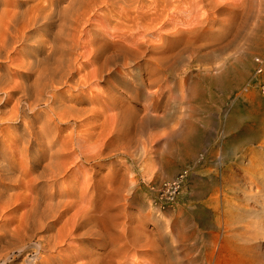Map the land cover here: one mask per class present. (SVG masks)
<instances>
[{
    "label": "rangeland",
    "instance_id": "rangeland-1",
    "mask_svg": "<svg viewBox=\"0 0 264 264\" xmlns=\"http://www.w3.org/2000/svg\"><path fill=\"white\" fill-rule=\"evenodd\" d=\"M3 1L5 3L4 2L2 3V0H0V13L2 9L5 8L4 4H6L5 9L7 8L12 9L14 7L12 5L13 4L12 2L14 0L13 1L3 0ZM34 1H29V4L27 5L25 4L24 7L30 6V4L32 3H33L32 5H35ZM103 1L104 0H102V2ZM144 1L145 3H143ZM144 1L140 0L138 4L135 1L136 3L134 4L137 7L139 6V3H141V5L144 4L145 7L144 5L143 7L145 8V10L151 8L152 10H154L155 7L161 9V7L156 6V4L159 5L163 1L164 4L166 3L170 4V5L166 4V6L168 5L166 7L167 10L166 9L164 10L165 11L164 14H166L164 15V17L167 23V27H166L167 29L164 30L167 31L172 30L171 28H173L174 26H176L177 29L178 28L184 29L187 26L188 29L189 26L191 25L197 26L196 34L195 33L190 34L189 32L188 33L185 32L182 33L184 35L180 34L181 36L179 35L178 38L175 39L178 42H173L175 40L173 41L168 40L171 43L170 44L168 42L170 46L171 45L176 47L177 46L180 47L182 45L201 46L199 53L196 52L195 54V52L193 53L192 51L186 52L183 55L182 62L177 64L178 66L175 65V67L173 66L169 70L167 74V81L163 85L164 86L163 90H165L164 94L166 93L165 94L166 97L163 98L162 101L160 102V107L157 108L158 110L155 108V109H150L147 112L148 118L146 119L147 120L149 119L147 121L148 124L147 123L143 124V121L146 120L144 119L143 111L145 107L150 104L151 98L148 97L145 99L142 97L143 95L138 98H134L132 97L131 94L134 93L137 88V89H141L147 95V93H152L156 88H153L152 86L141 87L139 85L140 84L139 78H141V75L144 78L147 77V75H144L143 69L141 70L137 68L136 62H133L129 66H122L121 62H116V64L112 66V69L113 70L116 69L115 71L118 73L117 74L118 76L117 75L109 76L110 74H107L109 72L108 70V72L104 73L103 77L102 76L100 77L99 75L97 76L98 78L94 77L88 79V81L87 80L83 81L82 84H80V86L75 85L74 87L76 88L72 86L79 79V76L80 77L82 76L83 72H84L83 73L84 76L88 72L92 71L94 67L95 69H98L100 72L101 67L100 68L98 67L100 65L102 66L101 64L102 51L100 50L102 49L101 47L102 43L107 42L109 38H113L111 36L109 37V35H106L104 37L105 38L104 40L106 41H104L102 39V32L114 33L113 30L115 24L117 20L119 21V18L116 17L124 15L126 12L131 13L138 11L137 8H135L136 6H134L133 4V7H131L132 9L123 6L124 9L128 10L124 12L125 10H123L121 3L118 4L116 3V6H114L115 4L111 5L110 3L111 1H108L109 3L103 2L101 3L102 5L100 4L101 6L99 7L97 6L95 9L96 11L94 10L95 14L93 12L92 14L94 15L93 16L90 15L92 17L90 22L86 23L88 25L85 24L82 27V29L81 28L78 29L79 31L80 30L83 31V32L80 31L81 33L78 31L77 32L79 33L78 36L79 35H81V37L84 36V39L85 38L87 39V37L89 39L94 37L95 40L98 41L96 42L95 40L92 39L93 40L92 46L91 44H88L87 49L86 47L84 48L78 47L79 52L77 48V51L73 53L75 56L71 55L73 59L70 58L71 57L70 55H69L70 57L65 55L64 56L65 58L59 57V59L61 60L60 62L56 58H58L57 56L61 55V53H59L61 52V50L57 51L59 55L56 52L54 53L51 52L50 50L51 49L50 45H52L54 39L53 34L55 33L56 30H57L56 32H58L59 30L58 27V22L60 21L59 17L57 18L58 22H56L57 26L55 24L50 32L45 31L46 28L42 25V23L38 24L39 26L36 25L30 27L27 29V35L28 36L31 35L32 32V35H34V37L31 38L32 41L30 39L24 40L25 42L21 40V42H16L17 44L15 43L14 45L15 50L14 49L10 50L9 53L3 52L0 55V57H2L0 58L2 59V61L0 60L1 62L0 64L2 65L4 64V65L2 66L3 68L0 67V74H3L5 69L7 70L9 69L8 71L10 72L16 71L15 72L16 74L14 72H11L14 75L11 74L12 76L10 81H12V83L9 82L7 84L8 86L6 85V82L2 84L5 85L6 87L1 86V84L0 86L3 87V89L5 88L4 90L6 92L12 93L13 91L14 93L16 92V94H13V99L10 98L9 101L10 106L9 104L5 106V102L8 101L7 94L5 95L4 90L2 91L0 90V111L9 108L11 109L13 104H15L14 101L16 102L15 99L22 95V91L20 92V90L17 89L20 85H22L21 84L22 82L23 85H25L27 82L29 83V85L30 83L32 84V81L34 79L35 80L37 79V77H35V75L37 74L38 77L41 76L40 81L42 78L44 79V81H46L45 79H48L49 72H50L49 78L53 77L52 74L55 75V72L51 73L53 72L50 71L51 69L54 70L53 68H55L56 65L57 66H59L58 64L65 65L69 63V59L72 60L69 63L71 65L68 66H70L71 72L75 73V76L74 78H72V80H70L68 84L61 85V87L60 85L58 86L59 89L57 90L60 92L59 95L57 90L52 91L53 89L51 87H48L44 90L45 92H43L44 94L42 98L41 97L42 92L41 94L39 93L40 92L39 88L41 87L43 88V84L45 82L41 84L42 86L40 87L41 82L36 83L35 81H33L36 84L33 83L32 85L35 84L37 90L39 89L38 90L39 92L35 91L36 92L35 93L33 87L31 86L32 87L31 89V87L29 86V88L31 89L30 91V89L28 88L29 96L27 95L26 96L27 99L21 102L23 105L22 106L23 112L27 116L29 115L28 119L31 118L30 120H32L38 115L36 114L34 117L33 112L31 111V109L28 108V101H32V99L34 101L35 97L36 100L38 97L39 98L41 97L42 100L40 98L38 99L39 101L45 100L46 104L44 101L43 102L37 101L38 106L36 107L35 110H33L35 112H38V110L39 112L41 111L43 112L45 110L41 114V116H38L39 119L36 118V120L38 119L36 121V125H38L39 123H40L39 125H41V123L47 119L46 117L45 119L43 117L45 115L48 116L47 114H45V112L47 110V106L53 100V97L51 95L55 92L57 93L56 96L58 97V100L57 98L55 100L56 102L58 101L57 102L58 104L62 103L61 105L63 106H67L66 104H68L67 107L76 105V109L78 108L77 110H81V111L88 110L87 108L83 110L84 107H87L88 105L89 106L88 108L91 109V112L89 110L90 113L88 112L85 115L86 117L87 115L90 116V119L86 121H81L83 118L77 119V116L75 115H73V117L75 118H70V121L68 122L67 120H64L65 118L59 119L57 116L56 118L54 115H53L54 118L53 116H51L55 122L53 121L52 125L50 124V127H53L54 130L56 129L55 131H57L58 129L57 133H59V138L61 139V142L73 130L77 134L79 132L84 133V130L90 129L89 133L86 135L87 137L86 140L91 146H93L94 144V147L96 146L95 148L98 147L97 150L100 149V151H95L94 147L93 148L91 147L93 150L91 148H88V150L87 148H84L82 150L86 152V155L91 157L92 156L94 157L95 153L97 154L96 156H98L100 153H101L100 155H102L101 157H99L100 159L98 157L96 158V156L94 158L90 157L91 159L90 158L83 159L82 163L80 162L81 165L83 164L82 166L80 165V163H78L79 165L76 164L75 166H70V170H69L70 172L68 171L67 173L68 175L65 174L58 178L59 182L57 181L56 183L57 184L56 188L58 190L56 189L54 191L65 192L66 190H70L72 188L75 191H73L72 189L70 191H73L74 194L73 196L68 197V199L75 200L78 198L77 200H81V197L85 195L84 198L86 201L88 200L87 202H89L90 200L92 202L95 201L94 208L88 210V213L90 211L89 215L101 216L102 219L100 221V227H102V230L105 231L104 232L105 235H109L116 242H119L124 238H125L124 241L128 239L132 240L136 238L140 240L141 243L137 245L134 244L131 245L129 242L126 245V249L122 252V255L126 254L130 258H135V260L142 262L143 264L144 263L151 264V262L163 263V261L165 264H208L205 255L206 248H208V245L210 244L213 237L216 236L219 232V229L217 228V223L220 217L225 215L224 212L227 209L228 203L235 201H239L242 203L249 202L252 207L253 206L256 207L257 205V203L254 202V200H258L260 204L263 203V201L259 199V197H254L252 200H247V199L250 196L249 195L250 192H257L259 188L264 189V95L261 91L262 85L261 84L259 85L258 83V78H257L258 74L255 71V62H254V57L256 55L264 54V0H183V1L180 0L181 4L178 3L179 2L178 0H171V1L167 0V2L166 0L163 1L155 0V2H153L154 0H150V2L149 0H144ZM35 2L37 4V1ZM61 2L59 1L58 3H56L59 4L57 5L58 8L55 6L57 10H60L61 7L65 6L67 1L62 0ZM147 2L148 5L150 6L146 4ZM64 3L65 5H63ZM174 5L175 7H173ZM117 6H119L120 8ZM176 6L177 8L180 7L178 9V12L180 11L179 14L177 12ZM112 7L115 8L113 9ZM172 7L174 10L172 9ZM10 9L9 11H12ZM115 9H117L116 13L113 14ZM171 9L174 12L176 11L175 13L178 15L173 13ZM185 9L188 10L185 11ZM170 10L173 14L172 13L170 14ZM111 14L112 17L109 18ZM174 14L176 16L175 18H174ZM113 15L115 16V18ZM95 16L98 17L96 18ZM180 16L182 17V20ZM171 18L173 19V22L171 21L172 20ZM104 20L105 21L109 20V24L104 23ZM175 21H177L178 23L177 22L175 23ZM171 23L174 25H172ZM103 25L109 26V27L107 26L108 28L106 32L104 30L102 31ZM35 28L38 29V31L35 30ZM83 28H85L86 30H84ZM97 28H99L101 31L96 32V30H99ZM53 29L54 31H52ZM84 32L86 33V35ZM95 32L97 33V37ZM98 32H100V34ZM68 33L70 34V32ZM68 35L65 36L56 35V36L60 38V36L67 37ZM88 35H90V37ZM46 36L47 38L51 37L50 40L51 42L48 41L50 38L48 40H45L47 39ZM57 37L55 38L56 40ZM114 37L119 38L117 34H115ZM154 37L155 38H152V41L157 40L159 34L155 35ZM67 38H69V36ZM84 39L82 38L83 41ZM101 39L103 40V42ZM29 41L32 42L33 44L30 43ZM25 43L27 47L24 46ZM99 43L101 44V46ZM29 44L30 46L31 45L32 46L30 47ZM93 44H94V48L96 47V49L100 47L97 49L98 51L100 50L99 52L97 50L95 52V49L93 48ZM43 45H45L46 47ZM19 46L21 48L22 47L25 48L21 49ZM46 48L47 50H45ZM90 48L91 50H89ZM23 49L25 50V52H23L24 51ZM42 49H44L45 51ZM104 49L107 52H110V50L113 49V46L104 45ZM85 50L91 51L92 54L91 52L89 54V51L88 54L87 51L86 53H84ZM28 51L31 52L32 55L34 53L33 57L36 58L37 60L36 62ZM43 51L45 52V54L43 53ZM4 53L5 55H3ZM26 53L27 56L25 57ZM46 54H49L50 56ZM87 55L90 56L88 57ZM3 56L6 59L8 58L9 61L8 59L6 60L5 58H3ZM12 56H14L15 58H13ZM19 57L22 59L27 58L30 61H32L33 59V61L36 63L35 66L39 65V67L43 69L45 73L41 72L38 66H36L35 69H33V71L28 69L23 70V68H18L17 64L14 63L21 62V59H18ZM90 57L92 61L89 59ZM95 58H97L96 60L98 62L100 61L101 63L99 62V64H97L98 62L95 60ZM53 59H55L54 62ZM40 60H44V62L47 64H45L43 61H41L42 63L38 62ZM49 61L50 63H48ZM72 62L75 63L73 64ZM91 62L92 63L94 62L95 64L93 65L96 66H93ZM51 64L54 66L53 68H51L52 66ZM77 64H79L80 66ZM85 64H88L89 66L91 64L92 69L90 70L91 67ZM8 65L10 66V68L8 67ZM45 65H48L47 67L48 71H45L46 68ZM42 66H44L45 68L44 67L42 68ZM84 66L87 68H85ZM75 67L77 69L79 67H83V69L79 73V71H77ZM156 67H157L156 64L151 62L149 64L148 71L152 72L153 70L156 69ZM8 71L5 70L4 74H6ZM34 71H38V72L36 73ZM39 72L43 74L39 75ZM46 72H48V76ZM77 73L81 75L78 74L79 75L78 76ZM100 73L102 74V70ZM44 74L47 76V78L46 76L42 77ZM77 76L78 79H76ZM13 80L18 82L16 83ZM137 80L139 81V83H137ZM72 81H74L75 83L73 82L72 84ZM91 81L94 83H92ZM84 82L87 84L84 85L83 84ZM28 83L26 85H28ZM109 83L115 86L113 88L108 87ZM132 83L135 84V88L133 87L134 84ZM15 84L18 87L14 86ZM68 85L73 89H71ZM126 85H128V88ZM64 86H67L68 89L67 87L65 89ZM9 87H11V89ZM60 89L62 92L60 91ZM83 91L84 92L86 91L85 92L86 94L84 93L85 95L83 94ZM65 92L67 95L65 94ZM102 93L105 94V98L106 97L109 98L112 96L114 97L116 94H119L121 95V98L119 100L121 101L120 103H122V105L124 104V106L130 105L129 109H125L126 113L120 117L119 124L114 125L109 120L108 122H106L105 124L106 126L105 125L104 126L106 128L108 127V129H110L113 133H110L109 135L108 133H106L104 136L106 135L108 136L105 138L100 137L101 136L100 133H102L100 130H102L104 127L101 126L103 121L102 116H100L101 117L100 119V117L97 116L96 113L93 112L94 114H92V109H95L94 107L98 106L96 109L99 108L98 109L99 111L105 109V106H102V100H103ZM1 96H3V98L5 99H2ZM48 96L50 97L51 100L48 98ZM93 96L95 97L93 98ZM60 98L62 101L61 103H60ZM84 98L88 102H86ZM99 98L102 100H100ZM46 99L48 101H46ZM91 101L94 103H92ZM96 103L99 104L97 105ZM39 106L42 108H40ZM73 106L72 108L74 109ZM79 106L80 107L82 106L81 107L82 109H79L80 108ZM59 109L61 108L58 106L56 110L58 111L57 113L66 114V112H63L64 111L63 109H61L60 111ZM9 110H5L4 113H7ZM24 110L25 111L27 110L29 114ZM132 111L134 113L136 112L138 116L136 113L134 114ZM72 112H77V111H72ZM72 112H70L71 114L67 112V115L74 114ZM112 112L113 111H111L110 113ZM91 114L95 115L96 118L92 117ZM130 115L132 117H130ZM139 115L140 116L143 115V116H141L140 118ZM57 118H58L57 121L58 123L56 122ZM128 118H133V119L129 120ZM139 119L141 120L142 124L139 121ZM4 120L5 121H3V125L0 126L1 129L4 131V132L1 131V133L2 132L4 133V134L2 133L4 136L3 135L1 136L3 139L6 140L7 138L8 140H11L12 138H15V136H19L22 133L21 131H23L22 129L24 128V124H23L24 122L17 120H12V121H6V119ZM132 120H135L138 126L141 124L139 128L136 125V123ZM96 122L98 123V125ZM109 122L112 124H110ZM73 124L76 125L73 126ZM88 124H90L91 126L89 127ZM108 124L110 125V127ZM5 125L6 126L9 125L8 126L9 128L7 127L4 128ZM57 126L59 127L57 128ZM127 126L129 127L127 128ZM142 126L144 127V129H142L143 131L140 132L141 128H143ZM94 128H96V130L91 131ZM115 130L119 135H117ZM93 132L96 133L94 134L95 136L93 135ZM61 134L64 136V138ZM100 138H102L101 143L98 142ZM93 140H96L95 142L98 144L94 143ZM100 145H102V147H100ZM72 148H76L75 155L80 154V152L78 151V145L77 146L75 145L74 147L72 146ZM91 150L93 151L94 154L92 153ZM32 155L33 154L25 156L21 161L19 155L16 157L17 166L14 167L15 169L13 172L15 176L19 175V172L21 170L20 168L22 166L21 172L23 171V173L26 176L24 175L20 180H22L24 184L23 183L21 184L22 181H19L16 184V182L13 180L11 181L5 179L7 185L8 186L10 185L9 186L10 188L12 186L13 190L9 188V190L7 191L8 193H5L4 191L5 193L4 194L2 192V196L4 195L5 196L4 200H6L10 198L12 195V198L10 199L11 200L10 205L11 204L13 205L12 206L6 205V209L0 207V212L1 210H3V212L0 213V217H1L0 227L4 228L5 226H7L6 228H4L5 229L3 230L4 232L10 226L11 227L8 230H12V228L15 230V228H17L16 230L18 231L19 229V232L21 230L22 231L26 230V232H21L20 234L16 233L17 231L14 232L15 233L14 239L16 241L13 240L14 243L12 245L8 244L10 243L9 238L7 240V238L3 237L5 238L3 239L1 236L2 239L0 238V242L2 243L0 244V248H1L0 264H32V260L34 259L32 257L38 254L35 245L38 243L40 238L43 237V239H45L48 238L50 235L53 236L55 234H58L59 236V231L64 223V220H51L50 218H48L43 222L44 223L50 222V227L40 228V225H38L39 228L38 226H36V229L32 227L29 228V226L25 228V226H27L26 225L27 223H25L24 226V222L26 218L24 215L22 216V214H25V212L30 207L31 204L30 202H32V199L35 197L36 192L40 188H41L40 190L46 192L49 188L47 186L48 184H46L47 182H45L46 180L43 178L35 181L36 185L34 183H31L33 177L34 176L36 177L37 173L41 170V165L47 162V160L45 159L46 157L42 158L40 160L39 165L37 164V166L33 168L35 170L32 171L35 172L31 171V173L33 174L35 173L34 175H32L30 172L28 173V169L30 165L28 161L34 157ZM23 167L25 170L27 169V171L23 170ZM76 167L78 170H76ZM82 167L85 170L81 171ZM84 172L86 173V175ZM78 173L80 174V176ZM84 176H87L88 179L92 182L86 180L85 182L82 181L87 178V177L83 178ZM74 182H78V183H74ZM83 182L85 185L83 184ZM86 182L87 183L90 182L92 185L90 183H89L90 185H87ZM175 182L178 183L174 184ZM79 183L81 185L83 184L84 186L87 185L90 187L86 188L84 186H81ZM30 184L33 185L31 186ZM42 184L43 185L46 184L45 185L46 188L45 186L43 188ZM166 184L172 186V190L170 193L174 197L172 200L168 199V197L164 196L163 194L162 187H164V185ZM28 185L31 187V189L30 187L28 188ZM37 185L39 187H37ZM34 186L35 188L33 190L32 188ZM92 186H94L93 189ZM79 187L82 188L84 187V188L82 190V188ZM35 189L37 191H35ZM84 189H86V191L88 190L89 194ZM81 190L83 191L82 194H81ZM9 191H13L12 192L13 194L15 192L16 194L14 195L15 197L11 193L10 196H7L9 195ZM78 196H80V198ZM15 198L17 199V201H15L16 200ZM122 198L124 199V201H122L123 200ZM12 201L14 203H12ZM18 201H20L21 203ZM85 204L86 203H84L83 205ZM3 206L5 207V205ZM261 206L264 207V205ZM77 207H73V209H71L68 215L70 216L71 214H73L76 211ZM259 219L261 220L260 226L263 228L264 231V216H260ZM3 222L4 223L6 222L5 225ZM7 223L8 225L10 224L11 225L8 227ZM23 226L24 228H22ZM3 231H0L1 232L0 235L3 233ZM82 233L83 230L81 229L78 232H76V234L73 235L72 239L68 238L63 243H57L58 246H56V249L55 248L51 249L50 247L45 246V248L47 249L44 248L45 250L43 249L40 255L41 257H43V259H38L36 264H70L71 261H75V260L76 261L72 264H79V263L86 264L87 262L88 264H96L97 262H98L97 264H109L107 263L110 255L108 253L109 249L106 248L102 244V241H99L96 236H90L86 238L82 236ZM29 234H31V236ZM26 236H30V237H26ZM16 237L18 239H16ZM59 240L60 239L57 238L56 241ZM207 241L209 243H205ZM20 243L22 245L23 244L26 245V248L24 250L17 249L18 246L20 247L21 245ZM7 252L9 253L8 257L6 256ZM252 263L264 264V244H261L260 246L255 247L253 249Z\"/></svg>",
    "mask_w": 264,
    "mask_h": 264
},
{
    "label": "bare ground",
    "instance_id": "bare-ground-1",
    "mask_svg": "<svg viewBox=\"0 0 264 264\" xmlns=\"http://www.w3.org/2000/svg\"><path fill=\"white\" fill-rule=\"evenodd\" d=\"M5 1H7V0H5ZM9 1V0H8ZM11 1H13V0H11ZM29 1H34V0H14L12 3V5L14 6L12 9H10V8H7V9H5L6 8V4H4V6H5V8H1L2 9V11H1V13H0V30L2 31H0V36L2 37H0L1 38V40H0V55L3 53V52H6V53H9V51L10 50H13L15 47H14V45H15V43L16 42H21V40H28V39H30L31 40V38H33L34 37V35H32V32H31V35H27V29L28 28H30V27H33V26H36V25H38V24H41L42 23V25L46 28V30L45 31H47V32H50L51 31V29H52V27L56 24V26H57V23L56 22H58V20H57V18L59 17V19H60V21L58 22V27H59V30H58V32H56L55 31V33L53 34V43H52V45H50L51 46V52H56L57 53V51H60L61 50V52H59V53H61V55H59L58 53V55L59 56H57L58 58H56L58 61H60L61 62V60L59 59V57H64L65 55L66 56H71V55H74L73 53L74 52H76L77 51V48L78 47H82V48H84V47H86V49H87V46H88V44H91V46H92V43H93V40H95V38L93 37V38H88L87 36H85V37H87V39L85 40L84 39V36L83 37H81V35H79L78 36V34L79 33H77L79 30V28H81L82 29V27L87 23V22H90V20H91V16H93L94 14H95V12H94V10L96 9V7L98 6H101L102 4L101 3H103V2H108V1H111L110 3H111V5H114V6H116V3L118 4V3H121L122 5V7L124 6V7H126V8H130V9H132L131 7H133V4L134 3H136L137 2V4H138V2H140V0H104L103 2H102V0H66L67 2H66V5H65V3L63 4V5H65V6H63V7H61V9L60 10H57L56 9V7H57V5H59V4H56V3H58L59 1L61 2L62 0H35V1H37V4H36V2L34 1V3H35V5H32V4H30V6H25L24 7V5L26 4H29ZM58 1V2H57ZM136 1V2H135ZM144 1V0H143ZM160 1V0H159ZM161 1H163V0H161ZM169 1H171V0H169ZM168 1V2H169ZM179 2L178 3H180V0H178ZM181 1H183V0H181ZM4 1L2 0V3H3ZM64 2V1H63ZM149 2H150V0H149ZM153 2H155V0L153 1ZM152 2V3H153ZM166 2H167V0H166ZM165 2V3H166ZM199 2V1H198ZM5 3V2H4ZM8 3H10V2H8ZM62 3V2H61ZM109 3V2H108ZM143 3H145V1L143 2ZM142 3V4H143ZM157 3V2H156ZM159 3V2H158ZM171 3V2H170ZM178 3H176V4H178ZM101 4V5H100ZM107 4V3H106ZM147 5H148V2L146 3ZM151 4V3H150ZM166 4H168V5H170L169 3H166ZM166 4H164V1L162 2V3H160L159 5L158 4H156V6H160L161 7V9H158V8H154V10H152V8L151 9H148V10H145V5H144V7H143V5H141V3H139V6L137 7L135 4H134V6H136L135 8H137V10L138 11H135V12H126V10L127 9H124V7H123V10H125L124 12H126L124 15H121V16H119V17H116V18H119V21L117 20V22H116V24H115V27H114V33H111V32H106V30H107V28L109 27L108 25H103V29H102V31L104 30L106 33H104V32H102V39L104 40L105 38V36L106 35H109V37L111 36V37H113V38H109V40H107V42H105V43H102V46H101V44H100V46L102 47V49H100L102 52V66L100 65L98 68H100V72H101V70H102V74L99 72V70L98 69H95V67H94V69L92 70V71H90V72H88L87 74H85L84 76H83V73H82V76L80 77L79 75H81V74H79L80 73V71L83 69V67H79L78 69L76 68V70L77 71H79V73H77V75L79 76V79H78V76H77V78L76 79H78L77 81H76V83L74 82V81H72V84H73V82L75 83L74 85H72L73 87L76 85H79L80 86V84H82V82L83 81H85V80H87L88 81V79H91V78H96L97 76H99L100 75V77L102 76H104V73H106V72H108V70H109V72L107 73V74H110L109 76H111V75H117L118 73L115 71V70H113L112 69V66H114L115 64H116V62H121V64H122V66H129L130 64H132L133 62H136L137 63V68L138 69H143L144 70V75H147V77H142V75H141V78H139V81H140V86L141 87H146V86H152L153 88H156L152 93H147V95H146V93H144L141 89H137L136 88V90H135V92L134 93H132L131 95H132V97H134V98H138V97H140V96H142L143 98H148V97H150L151 98V102H150V104L148 105V106H146L145 107V109H144V119H146V118H148V111L150 110V109H157L158 107H160V102L162 101V99L163 98H165L166 97V93L164 94V91L165 90H163V88H164V83L167 81V74H168V72H169V70L174 66L175 67V65H177V64H179L180 62H182V59H183V55L186 53V52H195V54H196V52L197 53H199V51H200V49H201V46H189V45H185V46H180V47H176V46H173V45H169L168 44V42L170 43V41H168V40H175V39H177L178 38V36L180 35V34H182V33H185V32H189L190 34L191 33H195L196 34V32H197V26L196 25H191V26H189V28L187 29V27L186 28H184V29H186V30H184L183 28L181 29V28H178L177 29V27L176 26H174L173 28H171L172 30H164V29H167L166 27H167V23H166V19H165V17H164V15H166V14H164V10L166 9V7L168 6H166ZM173 4V3H172ZM175 4V3H174ZM181 4V3H180ZM198 4V3H197ZM2 5V4H1ZM12 5H11V7H12ZM108 5V4H107ZM56 6V7H55ZM106 6V5H105ZM120 6V5H119ZM119 6H117V7H119ZM120 6V7H121ZM148 6H150V5H148ZM152 6V5H151ZM179 6V5H178ZM181 6V5H180ZM3 7V6H2ZM119 7V8H120ZM153 7V6H152ZM173 7H175V5L173 6ZM173 7H172V9H173ZM193 7V6H192ZM58 8V7H57ZM107 8H108V6H107ZM110 8V7H109ZM113 9L115 8V7H112ZM143 8H144V10H143ZM169 8V7H168ZM176 8H177V6H176ZM176 8H175V10H176ZM180 8V7H179ZM179 8H177V12H178V9ZM194 8V7H193ZM196 8V7H195ZM9 9L10 10H12V11H9ZM122 9V8H121ZM170 9V8H169ZM168 9V10H169ZM171 9V10H172ZM191 9V8H190ZM101 10V9H100ZM116 10L117 9H115V11L113 12V14H115L116 13ZM167 10V9H166ZM171 10H170V14L172 13L171 12ZM174 10V9H173ZM172 10V11H173ZM186 10H188V9H185V11ZM194 10V9H193ZM96 11V10H95ZM128 11V10H127ZM130 11V10H129ZM192 11V10H191ZM94 12V14H92ZM112 12V11H111ZM110 12V13H111ZM118 12V11H117ZM123 12V11H122ZM176 12V11H175ZM174 11H173V13H175ZM183 12V11H182ZM189 12V11H188ZM119 13V12H118ZM121 13V12H120ZM172 13V14H173ZM180 13V11L178 12V14ZM168 14V13H167ZM176 14V13H175ZM175 14H174V18L176 17L175 16ZM178 14H176V15H178ZM91 15V16H90ZM97 15V14H96ZM169 15V14H168ZM197 15V14H196ZM114 16V15H113ZM118 16V15H117ZM173 16V15H172ZM171 16V17H172ZM96 17V16H95ZM98 17V16H97ZM96 17V18H97ZM103 17V16H102ZM112 17V14H111V16H109V18H111ZM179 17V16H178ZM181 17V16H180ZM189 17V16H188ZM197 17V16H196ZM107 18H108V16H107ZM114 18H115V16H114ZM168 19H169V17H168ZM172 19V18H171ZM177 19V18H176ZM194 19V18H193ZM180 20V19H179ZM181 20H182V17H181ZM189 20V19H188ZM187 20V21H188ZM203 20V19H202ZM208 20V19H207ZM93 21H95V20H93ZM115 21V20H114ZM168 21V20H167ZM172 22H173V19L171 20ZM186 21V20H185ZM103 22V21H102ZM177 21H175V23H176ZM193 22H194V20H193ZM95 23V22H94ZM93 23V24H94ZM98 23V22H97ZM104 23H108L109 24V20H107V21H105L104 20ZM112 23V22H111ZM168 23H170V22H168ZM178 23V22H177ZM185 23H187V22H185ZM205 23V22H204ZM209 23V22H208ZM207 23V24H208ZM91 24V23H90ZM172 24V23H171ZM181 24V23H180ZM194 24V23H193ZM86 25H88V24H86ZM96 25V24H95ZM172 25H174V24H172ZM176 25V24H175ZM177 25H179V24H177ZM185 25V24H184ZM199 25V24H198ZM39 26V25H38ZM100 26H101V23H100ZM99 26V27H100ZM108 26V27H107ZM172 27V26H171ZM180 27V26H179ZM183 27V26H182ZM37 28V27H36ZM35 28V30H37L38 31V29H36ZM95 28H96V26H95ZM40 29V28H39ZM84 30H86L85 28H83ZM97 29H99V28H97ZM175 29V30H174ZM30 30H32V29H30ZM95 30V29H94ZM108 30H110V29H108ZM111 30V31H112ZM41 31V30H40ZM44 31V32H45ZM52 31H54V29L52 30ZM81 32H83L82 30H80ZM79 31V32H80ZM92 31V30H91ZM97 31H101L100 29L99 30H96V32ZM112 31V32H113ZM28 32H29V30H28ZM68 32H70V34L68 33ZM80 32V33H81ZM86 32V31H85ZM84 32V33H85ZM95 32V33H96ZM39 33V32H38ZM87 33V32H86ZM86 33H85V35H86ZM94 33V32H93ZM99 34H100V32H98ZM44 34V33H43ZM69 34V35H68ZM91 34V33H90ZM115 34H117L118 35V37L119 38H115L114 36H115ZM157 34H159V37H158V39L157 40H154V41H152V38H155L154 36L155 35H157ZM3 35V36H2ZM59 36V35H68L69 36V38H67V37H62V36H60V38H58L57 36ZM182 35H184V34H182ZM36 36V35H35ZM45 36V35H44ZM89 37H90V35H88ZM99 36V35H98ZM181 36V35H180ZM57 37V40L55 39ZM96 37H97V33H96ZM45 38V37H44ZM46 38H47V36H46ZM50 38V39H49ZM49 38H47V39H45V40H48V41H50L51 40V37H49ZM82 38L84 39V41L82 40ZM196 38V37H195ZM39 39V38H38ZM37 39V40H38ZM89 39V40H88ZM93 39V40H92ZM98 39V38H97ZM101 39V40H102ZM103 40H102V42H103ZM32 41V40H31ZM42 41H43V39H42ZM96 41V40H95ZM98 41V40H97ZM96 41V42H97ZM104 41H106V40H104ZM25 42V41H24ZM23 42V43H24ZM30 42V41H29ZM47 42V41H46ZM51 42V41H50ZM99 42H100V39H99ZM156 42V43H155ZM173 42H178V41H173ZM30 43H32V42H30ZM39 43H40V41H39ZM43 43V42H42ZM44 43H45V41H44ZM17 44V43H16ZM19 44V43H18ZM33 44V43H32ZM37 44H38V41H37ZM46 44H48V43H46ZM49 44H51V43H49ZM171 44V43H170ZM20 45V44H19ZM96 45V44H95ZM104 45H111V46H113V49L112 50H110V52H107L105 49H104ZM181 45V44H180ZM24 46H26L27 47V45H26V43H25V45ZM29 46H30V44H29ZM32 46V45H31ZM30 46V47H31ZM36 46V45H35ZM43 46H45V45H43ZM99 46V45H98ZM173 46V47H172ZM20 47V46H19ZM29 47V48H30ZM46 47V46H45ZM44 47V48H45ZM89 47H90V45H89ZM21 48V47H20ZM22 48H25V47H22ZM21 48V49H22ZM39 48V47H38ZM37 48V49H38ZM93 48H94V44H93ZM98 48H100V47H98ZM97 48V49H98ZM109 48V47H108ZM95 49V52H96V47L94 48ZM111 49V48H110ZM15 50V49H14ZM24 50V49H23ZM27 50H28V48H27ZM33 50H34V47H33ZM42 50H44V49H42ZM45 50H47V48L45 49ZM44 50V51H45ZM50 50H48V51H50ZM89 50H91V48L89 49ZM88 50V51H89ZM99 50V51H100ZM40 51V50H39ZM43 51V53L45 54V52ZM86 51L87 50H85V52L84 53H86ZM88 51H87V54H88ZM92 51H94V50H92ZM98 51V50H97ZM98 51V52H99ZM106 51V52H105ZM12 52V51H11ZM18 52V51H17ZM23 52H25V50L23 51ZM29 52V51H28ZM27 52V53H28ZM38 52V51H37ZM78 52H79V48H78ZM77 52V53H78ZM90 52L91 51H89V54H90ZM27 53H26V55H25V57L27 56ZM30 54H31V52H29ZM28 53V54H29ZM36 53V52H35ZM47 53V52H46ZM94 53V52H93ZM10 54H12V53H10ZM24 54V53H23ZM23 54H21V55H23ZM39 54V53H38ZM41 54V53H40ZM50 54V53H49ZM49 54H46V55H48V56H50ZM79 54V53H78ZM91 54H92V52H91ZM192 54V53H191ZM3 55H5V53L3 54ZM17 55V54H16ZM16 55H15V57H16ZM18 55H20V54H18ZM32 55V54H31ZM33 55H34V53H33ZM33 55H32V58H34L33 57ZM77 55V54H76ZM94 55V54H93ZM101 55V54H100ZM99 55V56H100ZM10 56V55H9ZM45 56V55H44ZM54 56V55H53ZM52 56V57H53ZM69 56V57H70ZM75 56V55H74ZM78 56V55H77ZM82 56H83V53H82ZM86 56V55H85ZM88 57L90 56V55H87ZM192 56V55H191ZM6 57H7V54H6ZM13 58H15L14 56H12ZM21 57V56H20ZM18 58V59H21V62H19V63H14V64H17V67L18 68H23V70L24 69H28V70H32L33 71V69H35V67L36 66H38L39 67V65H36L35 66V62L37 61L36 60V58H34V60H35V62L33 61V59H32V61H30L29 59H27V58ZM31 57V56H30ZM46 57V56H45ZM69 57H67V58H69ZM87 57V58H88ZM96 57V56H95ZM98 57V56H97ZM0 58H2V57H0ZM3 58H5L4 56H3ZM10 58V57H9ZM55 58V57H54ZM65 58V57H64ZM64 58H62V59H64ZM71 59H73L72 58V56L70 57ZM87 58H86V60H87ZM6 59V58H5ZM8 59V58H7ZM6 59V60H7ZM48 59V58H47ZM79 59V58H78ZM83 59H84V57H83ZM90 60H91V57L89 58ZM93 59V58H92ZM97 58H95V60H96ZM1 61H2V59H0ZM15 60V59H14ZM50 60V59H49ZM54 60L55 59H53V62H54ZM57 60H56V62H57ZM66 60H68V59H66ZM75 60V59H74ZM99 60H100V58H99ZM8 61H9V59H8ZM16 61V60H15ZM41 61H43L44 62V60H40V61H38V62H41ZM48 61V60H47ZM70 61H72V60H70L69 59V63H70ZM76 61V60H75ZM92 61V60H91ZM97 61V60H96ZM11 62V61H10ZM17 62V61H16ZM38 62H37V64H38ZM52 62V61H51ZM60 62H58V63H60ZM67 62V61H66ZM86 62V61H85ZM98 62V61H97ZM99 62L97 63V64H99ZM155 63L156 64V69L155 70H153L152 72H149L148 71V67H149V64L150 63ZM1 63V62H0ZM4 63V62H3ZM6 63V62H5ZM9 63V62H8ZM12 63V62H11ZM42 63V62H41ZM45 63V62H44ZM43 63V64H44ZM48 63H50V61L48 62ZM64 63V62H63ZM68 63V62H67ZM58 64L59 66H55V68H53L54 66L52 65L51 66V68H53L54 70H50V71H53V72H51V73H54L55 72V75L54 74H52L53 75V77H51V78H49V76H50V72H49V76H48V72H46V74H47V76H48V79H45L46 81H44V79L42 78L41 79V81H40V77H38L37 75H35V77H37V79L35 80H33V81H35L36 83L37 82H41L40 83V87L42 86L41 84H43L44 82V84H43V88L41 87V88H39L40 89V92L37 90V88H36V83L35 82H33L32 81V84L33 83H35L34 85H32L31 83H30V85H29V83H28V85H23V82L21 83L22 85H20L19 87L15 84L14 86H17L18 88L17 89H19L20 90V92L22 91V95L20 96V97H17L15 100H16V102L14 101V103L15 104H13V106L11 107V109L9 110V109H5V110H9L7 113H4V111L5 110H3V111H0V126L1 125H3V121H5L4 119H6V121H12V120H17V121H21V122H24L23 124H24V128L22 129L23 131H21L20 133V135L19 136H15V138H12L11 140H8L7 138H6V140L5 139H3L1 136L4 134L3 132V130L1 129V127H0V207H2V208H5L6 209V205H10V199L12 198V195H11V197L10 198H8V199H6V200H4V195L2 196V192L4 193V191H5V193H8L7 191L9 190V186L7 185V183L5 182V179L6 180H13V181H15L16 182V184H17V182H19V181H22V180H20V179H22V177L25 175L24 173H23V171L21 172V170H22V166H21V170H20V172H19V175H17V176H15L14 175V167L15 166H17L16 165V157L19 155L20 156V161L21 160H23V158L25 157V156H28V155H30V154H33L32 156H34L32 159H30L29 161H28V163L30 164L29 165V169H28V173L30 172L31 173V171L32 170H35V169H33L35 166H37V164L39 165V163H40V160L42 159V158H45L46 160H47V162H45L43 165H41V170L37 173V176L35 177H33L32 175H34L33 173H31L32 175V177H33V180H32V182L31 183H36L35 181H37V180H39V179H41V178H43V179H45L44 181L45 182H47L46 184H48L47 186L49 187H47L48 188V190L46 191V192H44L43 190H36L35 189V191H37L36 192V195H35V197L32 199V202H30L31 204H30V207L28 208V210L25 212V214H22V216L24 215L25 216V218H26V220H25V222H24V226H25V223H27L26 225L27 226H25V228L26 227H28L29 226V228H35L36 229V226H38V225H40V228H43V227H50V222H46V223H44L43 221H45L46 219H48V218H50L51 220H64V223H63V225H62V227H61V229H60V231H59V236H58V234H55V235H50L48 238H45V239H43V237L42 238H40V240L38 241V243L35 245L36 246V248H37V251H38V254L36 255V256H34V257H32V258H34L33 260H32V264H36V262L38 261V259H43V257H41L40 255H41V253H42V250L45 248V246L47 247H50L51 249H53V248H55L56 249V246H58L57 245V243H63V242H65L68 238L70 239H72V237H73V235L74 234H76V232H78L79 230H83V233H82V236L83 237H86V238H88V237H90V236H96L97 238H98V240L99 241H102V244L106 247V248H108L109 249V251H108V253L110 254L109 255V259H108V262L107 263H109V264H143L142 262H139V261H137V260H135V258H130L128 255H122V252L126 249V245L130 242V244L132 245V244H134V245H137V244H139V243H141L140 242V240L139 239H132V240H126V241H124V239H120L121 241H119V242H116L112 237H110L109 235H105V231L104 230H102V227H100V221H101V219H102V217L101 216H96V215H94V216H92V215H89V213H90V211H89V213H88V210L89 209H91V208H94V205H95V201H89V202H87L86 200H85V198H84V196L83 197H81V200H77V199H68V197H71V196H73V194H74V192L73 191H75V190H73L72 188V190L73 191H70V190H66L65 192L64 191H62V192H58V191H54V190H56L57 188H56V183H57V181H58V178L60 177V176H63V175H65V174H67L68 173V171L70 170V166H75L76 164H78V163H82V161H83V159H87V158H90L91 156H88V155H86V152L84 151V150H82V149H84V148H87V150H88V148H93L94 147V144H93V146H91L88 142H87V140H86V135L89 133V131H90V129H87V130H84V133H82V132H79V133H75V131L73 130V131H71L70 132V134L69 135H67V137H65V139L63 140V138H64V136H63V138H62V142H61V139L59 138V133H57V131H58V129H57V131H55L54 129H53V127H50V124L52 125V122L54 121L53 120V118H54V116H55V118H56V116L59 118V119H63V118H65L64 120H67V122L68 121H70V118H75V117H73V115H75V116H77V119L78 118H83L81 121H86V120H88V119H90V116H88L87 115V117L85 116L86 115V113H88L89 112V110H90V112H91V109L90 108H88L89 106L87 105V107H84V109L83 110H85V108H87L88 110H86V111H81V110H77L76 109V105L75 106H73L74 107V109L72 108V106H70V107H67L68 106V104H66L67 106H63V105H61L62 103V101H61V98H60V103L61 104H58L57 102H56V98H57V100H58V97L56 96L57 95V93L55 92V93H53L51 96L53 97V100L50 102V104L47 106V110H46V112H45V114H47L48 116H44L43 118L45 119V117L47 118L46 120H42L43 122L41 123V125H36V121L39 119V117L38 116H41V114L45 111H41V112H39V110H38V112H35V111H33V110H35L36 109V107L38 106V102H40L41 100H42V98H43V92H45L44 90L46 89V88H48V87H51L53 90L52 91H55V90H57V89H59V85H60V87H61V85H66V84H68L69 82H70V80H72V78H74V76H75V73L73 72H71V69H70V66H68V65H71V64ZM73 63V62H72ZM75 63V62H74ZM73 63V64H74ZM77 63V62H76ZM79 63V62H78ZM82 63H84V62H82ZM88 63H90V62H88ZM92 63V62H91ZM45 64H47V63H45ZM72 64V65H73ZM80 64V63H79ZM79 64H77V65H79ZM93 64H95L94 62L92 63V65ZM4 65V64H3ZM2 64H0V67L1 68H3L2 66H3ZM55 65V64H54ZM77 65H75V66H77ZM85 65H88V64H85ZM92 65L90 64V66L89 67H91L90 68V70L92 69ZM80 66V65H79ZM93 66H96V65H93ZM178 66V65H177ZM6 67V66H5ZM8 67L10 68V66L8 65ZM16 67V68H17ZM44 66H42V68H43ZM46 67V68H45ZM45 71H48L47 70V67H48V65H45ZM72 67V66H71ZM85 67V66H84ZM96 67V68H97ZM16 68H15V70H16ZM40 68V67H39ZM85 68H87V67H85ZM118 68V67H117ZM5 69V68H4ZM119 69V68H118ZM6 71H8L7 69H5ZM5 70H4V72H5ZM22 70V71H23ZM37 70V69H36ZM39 70V69H38ZM40 70H41V72H44V70L43 69H41L40 68ZM39 70V71H40ZM43 70V71H42ZM84 71V70H83ZM89 71V70H88ZM121 71V70H120ZM2 72V71H1ZM4 72H3V74H0V84H1V86H5V85H2V84H4L5 82H6V85L9 83V82H11L12 83V81H10L11 80V76L12 75H14V74H12L11 72H14V71H8L6 74H4ZM16 72V71H15ZM14 72V73H15ZM19 72H21V71H19ZM30 72V71H29ZM34 72H38V71H34ZM45 73V72H44ZM85 73H86V71H85ZM121 73H123V72H121ZM120 73V74H121ZM129 73H130V71H129ZM12 74V75H11ZM16 74V73H15ZM23 74V73H22ZM30 74V73H29ZM28 74V75H29ZM32 74V73H31ZM40 74H43V73H40L39 72V75ZM106 74V75H107ZM16 76V75H15ZM15 76H14V78H15ZM21 76H23V75H21ZM44 76H46L45 74L42 76V77H44ZM47 76H46V78H47ZM118 76V75H117ZM34 77V78H35ZM123 77V76H122ZM13 78V79H14ZM98 78V77H97ZM135 78V77H134ZM257 78H258V83H259V85L260 84H264V74H262V75H257ZM74 80V79H73ZM95 80V79H94ZM93 80V81H94ZM13 81H15V80H13ZM139 81L137 80V83H139ZM16 82V81H15ZM15 82H13V83H15ZM18 82V81H17ZM16 82V83H17ZM90 82V81H89ZM92 82V81H91ZM110 82V81H109ZM121 82V81H120ZM135 82V81H134ZM92 83H94V82H92ZM114 83V82H113ZM84 85L85 84H87V83H83ZM115 84V83H114ZM129 84V83H128ZM131 84V83H130ZM132 84H134V83H132ZM91 85V84H90ZM117 85V84H116ZM0 86V90L2 91V90H4L3 89V87H1ZM8 86V85H7ZM11 86V85H10ZM13 86V85H12ZM29 86L31 87H33V89H34V92L35 91H38L40 94H41V92H42V98H41V100L39 101L38 99H40L39 97L37 98V100L35 99L36 97H35V95H34V101H33V99H32V101H28V108L29 109H31V111L33 112V114H34V117H35V115L37 114L38 116H36L35 118H33L32 120H30V119H28L29 118V115L27 116L24 112H23V109H22V101L23 100H25V99H27L26 98V96L28 95V90L30 89L29 88ZM37 86H39V85H37ZM69 86V85H68ZM87 86V85H86ZM86 86H85V88H86ZM115 85H113V84H111V83H109L108 84V87H114ZM127 86V88H128V85H126ZM133 86V85H132ZM6 87V86H5ZM32 87H31V89H32ZM35 87V88H34ZM65 87V89H66V87L67 86H64ZM70 87V86H69ZM88 87V86H87ZM134 88H135V84H134V86H133ZM137 87V86H136ZM10 89H11V87H9ZM8 88V89H9ZM13 88H15V87H13ZM29 88V89H28ZM71 89H73L72 87H70ZM74 88H76V87H74ZM80 88V87H79ZM138 88H140V87H138ZM31 89H30V91H31ZM36 89V90H35ZM67 89H68V87H67ZM83 89H84V87H83ZM6 90H7V88H6ZM48 90V89H47ZM50 90V89H49ZM75 90V89H74ZM5 91V90H4ZM58 91V90H57ZM60 91H61V89H60ZM67 91V90H66ZM33 92V93H34ZM38 92H37V94H38ZM49 92V91H48ZM62 92V91H61ZM70 92V91H69ZM86 92V91H85ZM84 91H83V94L85 93ZM32 93V92H31ZM30 93V94H31ZM36 93V92H35ZM46 93H47V91H46ZM59 91H58V95H59ZM80 93V92H79ZM7 94V99H8V101H6L5 102V106H7L8 104H9V101H10V98L11 99H13V94H16V92L14 93L13 91H12V93H10V92H6L5 91V95ZM49 94V93H48ZM65 94H66V92H65ZM71 94V93H70ZM86 94V93H85ZM84 94V95H85ZM88 94V93H87ZM5 95H4V97H5ZM67 95V94H66ZM82 95V94H81ZM114 95V94H113ZM18 96V95H17ZM29 96V95H28ZM32 96V95H31ZM45 96V95H44ZM61 96H62V94H61ZM76 96V95H75ZM80 96V95H79ZM83 96V95H82ZM87 96V95H86ZM2 97V99H5V98H3V96H1ZM33 97V96H32ZM31 97V98H32ZM65 97H67V96H65ZM69 97V96H68ZM71 97V96H70ZM78 97V96H77ZM85 97V96H84ZM89 97V96H88ZM95 96H93V98H94ZM29 98V97H28ZM48 98L50 99V97L48 96ZM63 98V97H62ZM92 98V99H93ZM98 98V97H97ZM96 98V99H97ZM102 98H103V100L102 99H100V100H102V106H105V109L103 110H101V108H100V110L101 111H99L98 109H96L97 107H94L95 109H92V114H94V113H96L97 114V116H102V125L101 126H104L105 124H106V122H108V120L110 121V122H112L114 125H117V124H119V121H120V117L123 115V114H125L126 113V111H125V109H129V107H130V105H126V106H124V104L122 105V103H120L121 101H119L120 100V98H121V95H119V94H116L114 97L112 96V97H109V98H105V94H103L102 93ZM77 99H79V98H77ZM85 99V98H84ZM51 100V99H50ZM64 100V99H63ZM89 100V99H88ZM38 101V102H37ZM44 102H45V100H43ZM43 101H41V102H43ZM46 101H48L47 99H46ZM69 101V100H68ZM85 101H86V99H85ZM94 101H95V99H94ZM2 102V101H1ZM13 102V101H12ZM25 102V101H24ZM64 102V101H63ZM73 102H75V101H73ZM86 102H88V101H86ZM92 102V101H91ZM99 102V101H98ZM65 103V102H64ZM63 103V104H64ZM68 103V102H67ZM72 103V102H71ZM92 103H94V102H92ZM100 103V102H99ZM98 103V104H99ZM45 104H46V102H45ZM58 104V105H57ZM70 104V103H69ZM74 104V103H73ZM81 104V103H80ZM97 104V103H96ZM97 104V105H98ZM27 105V104H26ZM25 105V106H26ZM83 105V104H82ZM9 106H10V104H9ZM46 106V105H45ZM45 106H43V107H45ZM58 106L61 108V109H63L64 111L63 112H66V114L65 113H57L58 111H56L57 110V108H58ZM40 107V106H39ZM80 107V106H79ZM82 107V106H81ZM79 108V109H82V108ZM7 108V107H6ZM40 108H42V107H40ZM162 108V107H161ZM163 108H165V107H163ZM45 109V108H44ZM61 109H59V111L61 110ZM160 109V108H159ZM158 110V109H157ZM25 111V110H24ZM72 111H77V112H72ZM111 111H113L112 113H110ZM25 112H27V110L25 111ZM67 112H72V113H74V114H72V115H67ZM89 112V113H90ZM94 112V113H93ZM133 112V111H132ZM28 114H29V112H27ZM76 113V114H75ZM128 113V112H127ZM134 113V112H133ZM132 113V114H133ZM136 113V112H135ZM134 113V114H135ZM31 114V113H30ZM71 114V113H70ZM91 114V116L92 117H95L96 118V116L95 115H92ZM129 114H130V112H129ZM129 114H127V115H129ZM137 114V113H136ZM54 115V116H53ZM5 116V117H4ZM51 116H53V118L51 117ZM72 116V117H71ZM134 116V115H133ZM136 116V115H135ZM137 116H138V114H137ZM140 116V115H139ZM141 116H143V115H141ZM141 116H140V118H141ZM129 117V116H128ZM130 117H132L131 115H130ZM36 118H38L37 120H36ZM58 118H57V120H56V122L58 121ZM69 118V119H68ZM134 118V117H133ZM133 118H128L129 120L130 119H133ZM20 119V120H19ZM100 119H101V117H100ZM122 119V118H121ZM138 119V118H137ZM137 119H136V121H137ZM94 120V119H93ZM128 120V121H129ZM149 120V119H148ZM147 119L145 120V121H143V124H146L147 123V121H148ZM41 121V120H40ZM63 121V120H62ZM62 121H59V122H62ZM132 121H134L135 123H136V121L135 120H132ZM139 121L141 122V120L139 119ZM14 122V121H13ZM39 122V121H38ZM55 122V121H54ZM73 122V121H72ZM72 122H71V124H72ZM101 122V121H100ZM109 122V123H110ZM58 123V122H57ZM64 123V122H63ZM79 123V122H78ZM91 123V122H90ZM97 123V122H96ZM112 123H110V124H112ZM124 123V122H123ZM9 124V123H8ZM12 124V123H11ZM77 124V123H76ZM76 124H73V126L74 125H76ZM140 124V123H139ZM141 124H142V122H141ZM140 124V125H141ZM148 124V123H147ZM57 125V124H56ZM70 125V124H69ZM80 125V124H79ZM84 125H86V124H84ZM95 125V124H94ZM97 125H98V123H97ZM109 125V124H108ZM107 125V126H108ZM136 125L138 126V124L136 123ZM139 125V126H140ZM150 125V124H149ZM9 125H5L4 126V128H9L8 127ZM20 126V125H19ZM54 126V125H53ZM88 126L90 127L91 125L90 124H88ZM100 126V125H99ZM98 126V127H99ZM106 126V125H105ZM104 126V127H105ZM139 126H138V128H139ZM17 127V126H16ZM59 126H57V128H58ZM86 127V126H85ZM96 127V126H95ZM103 127V129L102 130H100L102 133H100L101 134V136L100 137H107L110 133H113L110 129H108V127L105 129ZM109 127H110V125H109ZM118 127V126H117ZM129 126H127V128H128ZM143 127V126H142ZM3 128V127H2ZM75 128V127H74ZM88 128V127H87ZM97 128V127H96ZM96 128H94L93 130H91V131H94V130H96ZM115 128V127H114ZM123 128V127H122ZM141 128V127H140ZM78 129H80V128H78ZM99 129V128H98ZM119 129H120V127H119ZM119 129H118V132H119ZM125 129V128H124ZM137 129V128H136ZM142 129H144V127L143 128H141V131H140V129H139V131L140 132H142L143 130ZM5 130V129H4ZM7 130V129H6ZM128 130H130V129H128ZM145 130H146V128H145ZM144 130V131H145ZM1 131H3L2 133H1ZM81 131H82V129H81ZM138 131V130H137ZM96 132H98V131H96ZM115 132H116V130H115ZM62 133V132H61ZM106 133H108V135H106V136H104ZM117 133V132H116ZM16 134H19V133H16ZM76 134V135H75ZM92 134V133H91ZM94 134H96V133H94L93 132V135ZM115 134V133H114ZM93 135H91V136H93ZM113 135V134H112ZM117 135H119L118 133H117ZM4 136V135H3ZM95 136V135H94ZM98 136H99V134H98ZM116 136V135H115ZM204 136V135H203ZM96 137H97V135H96ZM90 138V137H89ZM93 138V137H92ZM111 138H112V136H111ZM60 139V140H59ZM95 139V138H94ZM97 139H98V137H97ZM106 139H108V138H106ZM8 140V141H7ZM91 141V140H90ZM94 141V143H96L95 141L96 140H93ZM101 141H102V138H100V140L98 141V142H100L101 143ZM143 142V141H142ZM96 144H98V143H96ZM103 144H104V142H103ZM146 144V143H145ZM77 146L78 145V151L80 152V154L78 155L77 153V155H75V150H76V148H72V146L74 147V146ZM96 147V146H95ZM94 147V148H95ZM100 147H102V145H100ZM148 147V146H147ZM72 148V149H71ZM91 148V149H92ZM98 148V147H97ZM97 148H95L94 150L95 151H100V149L99 150H97ZM125 148V147H124ZM146 148V147H145ZM86 150V151H87ZM93 150V149H92ZM91 150V151H92ZM94 151V152H95ZM123 151V150H122ZM127 152V151H126ZM89 153V152H88ZM92 153H93V151H92ZM98 153V152H97ZM147 153V152H146ZM9 154V155H8ZM81 154H82V156H81ZM94 154V153H93ZM101 154V153H100ZM98 155V156H96L97 154L95 153L94 155L96 156V158L98 157H101L102 155ZM89 155H91V154H89ZM133 155V154H132ZM31 156V157H32ZM94 156V157H95ZM145 156V155H144ZM21 157H22V159H21ZM93 157V156H92ZM91 157V158H92ZM93 157V158H94ZM28 158V157H27ZM26 158V159H27ZM30 158V157H29ZM90 158V159H91ZM100 159V158H99ZM146 159V158H145ZM144 159V160H145ZM149 159V158H148ZM18 160V159H17ZM89 161V160H88ZM146 161V160H145ZM22 163V162H21ZM25 163H27V162H25ZM24 163V164H25ZM81 163H80V165H81ZM17 164H19V163H17ZM23 164V163H22ZM21 164V165H22ZM26 165V164H25ZM79 165V164H78ZM83 165V164H82ZM81 165V166H82ZM20 166V165H19ZM18 168V167H17ZM26 168V167H25ZM80 169V168H79ZM18 170V171H19ZM23 170H25L24 169V167H23ZM72 170H75V169H72ZM76 170H78L77 169V167H76ZM82 170H85V169H83V167H82V169H81V171ZM25 171H27V169L25 170ZM32 172H35V171H32ZM70 172V171H69ZM75 172V171H74ZM16 173H18V172H16ZM15 173V174H16ZM82 173V172H81ZM85 173V172H84ZM71 174V173H70ZM72 174H73V172H72ZM79 174V173H78ZM68 175V174H67ZM66 175V176H67ZM75 175V174H74ZM77 175V174H76ZM84 175V174H83ZM85 175H86V173H85ZM26 176V175H25ZM79 176H80V174H79ZM71 177H72V175H71ZM87 176H84L83 178H86ZM79 178H81V177H79ZM133 178V177H132ZM75 179V178H74ZM88 179V177L86 178V179H84V180H82V181H84L85 182V180L86 181H90L89 179ZM25 180V179H24ZM76 180V179H75ZM75 180H73V181H75ZM81 181V182H82ZM133 181V180H132ZM8 182H10V181H8ZM25 182V181H24ZM43 182V181H42ZM59 182V181H58ZM84 182H83V184H84ZM90 182H92V181H90ZM89 182V183H90ZM23 183V181L21 182V184ZM74 183H78V182H74ZM87 183V182H86ZM89 183H87V185H90ZM24 184V183H23ZM29 184V183H28ZM39 184H41V183H39ZM45 184V185H46ZM80 184V183H79ZM79 184H78V186H79ZM81 185V186H84V185ZM133 184V183H132ZM12 185V184H11ZM31 186L33 185V184H30ZM36 185V184H35ZM45 185H43L42 184V187L44 188V186ZM75 185H77V184H75ZM84 186V187H86V188H88V187H90V186ZM92 185V184H91ZM95 185V184H94ZM23 186V185H22ZM166 186V187H165ZM20 187H21V185H20ZM24 187V186H23ZM30 186L28 185V188H29ZM37 187H39L38 185H37ZM70 187V186H69ZM76 187V186H75ZM83 187V188H84ZM93 187L94 186H92V189H93ZM15 188H17V187H15ZM18 188H19V185H18ZM34 188H35V186L32 188L33 190H34ZM45 188H46V186H45ZM68 188V187H67ZM74 188V187H73ZM77 188V187H76ZM79 188H82V187H79ZM83 188H82V190H83ZM10 189H12V186H11V188ZM30 189H31V187H30ZM13 190V189H12ZM58 190V189H57ZM80 190V189H79ZM81 190V194H82V191ZM85 191H86V189H84ZM124 190V189H123ZM122 190V191H123ZM171 190H172V188L170 187V185H168V184H166V185H164V187H162V191H163V194H164V196H167L168 197V199H170V200H172L174 197H173V195H171L170 193H171ZM35 191H33V192H35ZM61 191V190H60ZM90 191V190H89ZM115 191V190H114ZM13 191H9V195H7V196H10V193L11 194H13L12 193ZM86 192H88V190L86 191ZM86 192H84V193H86ZM4 193V194H5ZM78 193V192H77ZM88 194H89V192H88ZM96 194V193H95ZM14 195H16L15 194V192H14V194H13V196ZM87 195V194H86ZM250 196H249V198L247 199V200H252L254 197H259V199H261L262 201H263V203H259V201L258 200H254V202H256L257 203V205H256V207L255 206H251L250 205V203L249 202H246V203H242V202H239V201H235V202H230V203H228V206H227V209L225 210V215L224 216H222V217H220V219L218 220V223H217V228L219 229V232H218V234L216 235V236H214L213 237V239L211 240V242H210V244L208 245V248H206V253H205V255H206V260H207V263L208 264H253L252 263V254H253V249L255 248V247H258V246H260L261 244H264V241H263V239H264V231H263V228L260 226V224H261V220L259 219V217L260 216H264V207L263 206H261V205H264V189H262V188H259L258 189V191L257 192H250V194H249ZM6 196V197H7ZM80 196H82V195H80ZM80 196H78L79 198H80ZM15 197V196H14ZM32 197V196H31ZM119 197V196H118ZM124 197V196H123ZM3 198V199H2ZM87 198V197H86ZM14 199V198H13ZM12 199V200H13ZM16 199V198H15ZM93 199V198H92ZM123 199V198H122ZM121 199V200H122ZM26 200V199H25ZM95 200V199H94ZM127 200V199H126ZM15 201H17V199L15 200ZM84 201H86V202H84ZM122 201H124V199L122 200ZM18 202H20V201H18ZM24 202V201H23ZM12 203H14L13 201H12ZM21 203V202H20ZM19 203V204H20ZM28 203V202H27ZM84 203H86L85 205H83ZM100 203V202H99ZM113 203H115V202H113ZM112 203V204H113ZM5 205V207L3 206V205ZM15 204H16V202H15ZM124 204V203H123ZM13 204H11L10 206H12ZM22 205V204H21ZM17 206V205H16ZM18 206H20V205H18ZM77 206H79V207H77ZM126 206V205H125ZM7 207H9V206H7ZM73 207H77V209H76V211L73 213V214H71L70 216L68 215L69 214V212L71 211V209H73ZM11 208V207H10ZM4 209V210H5ZM87 210V211H86ZM6 211V210H5ZM1 212H3V210H1ZM0 212V213H1ZM92 212H93V210H92ZM210 212V211H209ZM3 214V213H2ZM205 214H206V212H205ZM221 214H223V213H221ZM1 218V217H0ZM24 218V217H23ZM24 218V219H25ZM3 220V219H2ZM23 220V219H22ZM6 221H7V219H6ZM48 221V220H47ZM4 223V222H3ZM6 223V222H5ZM5 223H4V225H5ZM10 224V223H9ZM112 224V223H111ZM117 224V223H116ZM7 225H8V223H7ZM11 225V224H10ZM10 225H8V227L10 226ZM24 226L22 227V228H24ZM7 226H5L4 228H6ZM11 227V226H10ZM9 227V228H10ZM114 227V226H113ZM3 227H0V231H3V230H5ZM8 228V229H9ZM38 228H39V226H38ZM2 229V230H1ZM8 229H6V231L4 232L3 231V233L0 235V238H1V236H2V238L3 237H5V238H7V240H8V238H9V242L10 243H8V244H13L14 243V241L13 240H15L14 238H15V233L14 232H16L17 230V228H15V230L12 228V230H8ZM34 229V230H35ZM8 230V231H7ZM14 230V231H13ZM21 230V229H20ZM31 230V229H30ZM33 230V231H34ZM13 231V232H12ZM29 231V230H28ZM33 231H31V232H33ZM21 232H26V230H24V231H20L19 232V229H18V231L16 232V233H21ZM1 233V232H0ZM30 233V232H29ZM23 234V233H22ZM21 234V235H22ZM18 235V234H17ZM30 236H31V234H29ZM30 236H26V237H30ZM118 236V235H117ZM212 236V235H211ZM18 237H20V236H18ZM1 238V239H2ZM5 238H3V239H5ZM57 238H59L60 240L59 241H56L57 240ZM206 238V237H205ZM16 239H18L17 237H16ZM142 239V238H141ZM6 240V241H7ZM52 240H53V242H52ZM179 240V239H178ZM207 240H208V238H207ZM2 241V240H1ZM4 241V240H3ZM5 241V242H6ZM16 241V240H15ZM56 243H55V242ZM176 241V240H175ZM180 241V240H179ZM150 242V241H149ZM177 242V241H176ZM2 242H0V244H1ZM36 243V242H35ZM205 243H209L208 241L207 242H205ZM6 244V243H5ZM21 244V243H20ZM3 245V244H2ZM15 245V244H14ZM22 245V244H21ZM20 245V247L18 246V250H24L25 248H26V245L25 244H23L22 246ZM203 246V245H202ZM6 247V246H5ZM35 248V247H34ZM1 249V248H0ZM13 249V248H12ZM45 249H47V248H45ZM44 249V250H45ZM20 252V251H19ZM107 253V254H108ZM7 255V257H8V255H9V253L7 252L6 253ZM106 254V255H107ZM4 255V254H3ZM34 255V254H33ZM32 255V256H33ZM39 256H40V258H39ZM43 256V255H42ZM10 257V256H9ZM4 258V257H3ZM72 258V257H71ZM80 258H82V257H80ZM103 258V257H102ZM205 258V257H204ZM6 259V258H5ZM9 259V258H8ZM7 260V259H6ZM73 260H75V259H73ZM205 260V261H206ZM76 261V260H75ZM75 261H69L70 262V264H72V263H74ZM94 261V260H93ZM102 261H103V259H102ZM106 261V260H105ZM31 262V261H30ZM149 262V261H148ZM86 263V262H85ZM98 263V262H97ZM96 263V264H97ZM103 263H104V261H103ZM79 264H81V263H79ZM86 264H88V262L86 263ZM145 264V263H144ZM150 264V263H149ZM151 264H165L164 263V261H163V263H157V262H151Z\"/></svg>",
    "mask_w": 264,
    "mask_h": 264
},
{
    "label": "built area",
    "instance_id": "built-area-1",
    "mask_svg": "<svg viewBox=\"0 0 264 264\" xmlns=\"http://www.w3.org/2000/svg\"><path fill=\"white\" fill-rule=\"evenodd\" d=\"M254 62H255V71L258 75H262L264 74V54H259L256 55L254 57ZM261 91L264 95V84H261ZM178 182H175L174 184H176ZM170 187L172 188V186L170 185Z\"/></svg>",
    "mask_w": 264,
    "mask_h": 264
}]
</instances>
